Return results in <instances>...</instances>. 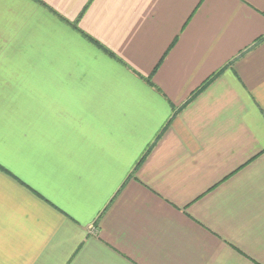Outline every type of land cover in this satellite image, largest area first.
Wrapping results in <instances>:
<instances>
[{
  "label": "crops",
  "instance_id": "1",
  "mask_svg": "<svg viewBox=\"0 0 264 264\" xmlns=\"http://www.w3.org/2000/svg\"><path fill=\"white\" fill-rule=\"evenodd\" d=\"M0 264H264V0H0Z\"/></svg>",
  "mask_w": 264,
  "mask_h": 264
},
{
  "label": "trees",
  "instance_id": "2",
  "mask_svg": "<svg viewBox=\"0 0 264 264\" xmlns=\"http://www.w3.org/2000/svg\"><path fill=\"white\" fill-rule=\"evenodd\" d=\"M88 40H89L91 43H93L94 45L100 47V46L97 45V43H96L95 41H93L92 39L88 38ZM109 55L112 56L111 54H109ZM112 57H113V56H112ZM113 58H115V57H113ZM145 80H146V82H147L148 84H150V80H149V79H145Z\"/></svg>",
  "mask_w": 264,
  "mask_h": 264
}]
</instances>
